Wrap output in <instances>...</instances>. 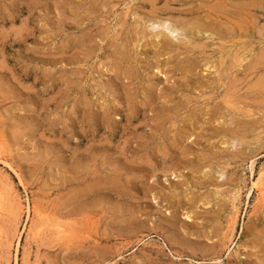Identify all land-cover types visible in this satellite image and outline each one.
I'll return each mask as SVG.
<instances>
[{
    "label": "rangeland",
    "instance_id": "obj_1",
    "mask_svg": "<svg viewBox=\"0 0 264 264\" xmlns=\"http://www.w3.org/2000/svg\"><path fill=\"white\" fill-rule=\"evenodd\" d=\"M146 2L0 0V264H264V0L166 55Z\"/></svg>",
    "mask_w": 264,
    "mask_h": 264
},
{
    "label": "bare ground",
    "instance_id": "obj_2",
    "mask_svg": "<svg viewBox=\"0 0 264 264\" xmlns=\"http://www.w3.org/2000/svg\"><path fill=\"white\" fill-rule=\"evenodd\" d=\"M162 0H147L146 4H144V6L150 8V11L148 12V19L150 21H152V23H156L157 25L156 26H153L152 29V33L150 34V38H151V47L153 48H157V50L154 51L155 54H162L164 53L165 55L166 54H169L173 51L176 52L179 51L180 53L181 50H179V47H182L185 46L186 49H189L190 48V51L193 53L195 52V50H197V53L199 51V53L202 51V48L203 46H200V45H196L193 44L191 45V47H187L188 44H191L190 42V39H187L185 36H182L181 39L177 42V44L174 43L173 41V34L178 31L179 29H181V31H183L182 34H185V33H189L191 34L192 36L194 35H199V34H202L204 36L206 35H213V36H216L218 38H222L224 36H230V35H244L248 32V29H250V27H254L253 23H254V18H253V13L257 10V3H258V0H200L201 2H204V3H200V4H196V5H190L192 4L195 0H165V3L162 7H157L158 3H160ZM213 1V2H212ZM260 1H263V0H260ZM164 2V1H163ZM190 2V3H189ZM197 2V1H196ZM209 2H212V4H209ZM172 3L174 4H178V5H181L180 7L181 8H176L174 9L173 6H170ZM261 5V4H260ZM264 8V4H263V7ZM231 9V10H230ZM260 9V8H259ZM261 10V9H260ZM173 11L177 12L178 14L180 15H184V16H188L189 18L188 19H185V20H181V21H175V23L171 26V28H167L165 27V19H168L170 20V18H164L162 17V15H168L167 13H172ZM258 12V11H257ZM176 13V14H177ZM144 16V15H143ZM183 16V17H184ZM147 17V16H146ZM144 16V18H146ZM225 18L228 20V22L230 23L228 26L226 27H229L226 31H223L225 29L222 30V22L223 21H220V18ZM228 17V18H226ZM147 19V18H146ZM191 20V21H190ZM149 21V22H150ZM168 22V21H167ZM160 25V26H159ZM259 27V25H258ZM225 28V27H224ZM257 28V27H256ZM178 29V30H177ZM155 30V31H154ZM260 31V28L258 29ZM251 32V30H250ZM262 32V31H261ZM142 38L145 37L144 35V32L142 31ZM181 33V32H180ZM252 33V32H251ZM137 34V33H136ZM254 34V33H252ZM259 34V33H258ZM201 35V36H202ZM260 35V34H259ZM202 36V37H203ZM228 36V37H229ZM247 36V35H246ZM231 37V36H230ZM243 37V36H242ZM192 38V37H191ZM211 38V37H210ZM217 38V39H218ZM234 39V37H232ZM245 38V37H244ZM175 39V37H174ZM232 39V40H233ZM237 39V38H236ZM138 38H137V43H138ZM198 40V39H196ZM214 40V39H213ZM255 40V39H254ZM234 41V40H233ZM231 42V41H230ZM124 43V42H123ZM125 44V43H124ZM128 44V43H127ZM235 44V43H234ZM233 44V46H234ZM253 44V43H252ZM213 45V44H212ZM218 45V44H217ZM239 45V44H238ZM127 46V45H126ZM189 46V45H188ZM219 46V45H218ZM232 46V45H231ZM231 46L229 49H231ZM123 49L124 48H127V47H124V45L122 46ZM206 47V46H204ZM250 47V46H249ZM248 47V48H249ZM227 48V47H226ZM227 48V49H228ZM138 49V48H137ZM201 49V51L199 50ZM219 49L221 50H218L219 52H224L222 50V45L219 46ZM224 49V48H223ZM122 50V49H121ZM127 50V49H126ZM185 50V49H184ZM182 50V51H184ZM225 50V49H224ZM241 50V49H240ZM239 50V51H240ZM120 51V50H119ZM130 51V50H129ZM189 51V50H188ZM214 51V50H213ZM226 51V50H225ZM191 52H188V53H191ZM215 52V51H214ZM231 52V51H229ZM234 53H228L226 55V58L225 59H229L230 60V64H228L229 68L232 69V68H235L239 65H241L240 63L243 61V52H237V51H233ZM118 53V56L122 59H126L127 57L129 56H126L128 54H125L124 52H116V55ZM141 53V52H140ZM179 53V54H180ZM185 53H187V51L185 50ZM178 54V52H177ZM195 54V53H194ZM193 54V55H194ZM223 54V53H222ZM225 54V53H224ZM163 55V54H162ZM191 55V54H190ZM216 55V54H215ZM221 55V54H220ZM218 54V56H220ZM198 54L195 55L194 58H197ZM212 56V55H211ZM209 56V57H211ZM223 56V55H222ZM262 56V54H261ZM126 57V58H125ZM192 57V56H191ZM202 57V56H201ZM260 57V56H259ZM110 58V57H109ZM223 58V57H222ZM128 59V58H127ZM126 59V61H128ZM131 59V58H130ZM220 59V58H219ZM191 60V59H190ZM193 60V59H192ZM169 61V59L167 58V62ZM199 61V60H198ZM117 62V61H116ZM119 62V61H118ZM131 62V61H130ZM193 62V61H192ZM192 62L190 61L189 63L192 64ZM215 62V61H214ZM226 62V61H225ZM197 63V61H196ZM199 63V62H198ZM223 63V62H222ZM227 63V62H226ZM225 63V64H226ZM255 63V62H254ZM257 63V62H256ZM255 63V64H256ZM205 65L207 64H210V66L212 67V69H215V71H218L217 67L215 64H213L212 62L210 63V60L209 62L208 61H205L204 62ZM253 64V65H255ZM161 65V64H160ZM193 65L194 66H197V64L195 65L194 63L192 65H189V68L187 69V73L189 72V69L190 71L193 70ZM201 65V64H200ZM251 65V66H253ZM188 67V64L185 65V67ZM227 66V65H226ZM257 66V65H255ZM223 67H225V65L223 64ZM134 68V67H133ZM158 66L156 67V70L158 72ZM196 68V67H195ZM194 68V70H195ZM249 68V67H248ZM247 68V69H248ZM252 68V67H251ZM208 68L206 67V70ZM221 69V68H220ZM219 69V70H220ZM227 69V67H226ZM193 70V71H194ZM229 71V70H227ZM219 72V71H218ZM217 72V73H218ZM191 73H193L191 71ZM216 73V72H215ZM220 73V72H219ZM222 73V72H221ZM173 74V73H172ZM219 75H224V70H223V74H219ZM194 79V78H193ZM205 81V80H204ZM203 79L201 78V83L203 85L204 83ZM199 82V81H198ZM258 82V81H257ZM228 83V82H227ZM256 83V82H255ZM254 83V84H255ZM262 83V82H261ZM198 84V83H197ZM206 84V83H205ZM230 83H228L229 85ZM253 84V85H254ZM155 85V84H154ZM172 85V84H171ZM256 85H258L256 83ZM260 85V83H259ZM237 86V84H236ZM200 87V86H198ZM202 87V86H201ZM200 87V88H201ZM256 87V86H255ZM258 87V86H257ZM155 88V87H154ZM263 88V87H262ZM257 89V88H256ZM261 89V88H260ZM124 91V90H123ZM192 92V91H191ZM233 92V91H232ZM148 91L146 93H144L145 95V98H147V96H150L151 94L148 93ZM258 93V92H257ZM250 94V93H249ZM248 95V94H247ZM162 99V98H161ZM142 101L144 99H141ZM225 101V100H224ZM227 101V100H226ZM225 101V102H226ZM255 102V101H254ZM137 103V102H136ZM143 103V102H142ZM228 103V102H227ZM129 105V103H128ZM260 105V104H259ZM136 106V105H135ZM164 106V105H163ZM162 106V107H163ZM161 107V108H162ZM178 108V107H177ZM135 110V109H134ZM163 110V109H162ZM156 111V110H155ZM176 111V110H175ZM143 112V111H142ZM159 112V111H158ZM134 116H137V115H133L132 113H130V115L127 116V121H131L132 119H134ZM157 116V115H156ZM167 116V115H166ZM125 117V116H124ZM233 117V116H232ZM156 118V117H155ZM149 119H153L152 117H149ZM158 119V118H157ZM143 120V119H142ZM148 120V119H147ZM141 122V120H140ZM150 122V121H149ZM156 122V121H155ZM164 122V121H163ZM144 124V122H143ZM146 124V123H145ZM150 125V124H149ZM156 127V126H155ZM134 128V127H133ZM153 129V128H152ZM135 130V129H134ZM152 137V135H151ZM257 138V137H256ZM255 139V138H254ZM253 139V140H254ZM251 140V141H253ZM258 140V139H257ZM248 141V140H247ZM250 141V142H251ZM249 142V141H248ZM256 142V141H254ZM242 143H244V141H242ZM253 143V142H252ZM246 145V144H245ZM231 220V218H230ZM252 222V221H251ZM253 226V225H252ZM38 232V231H37ZM35 234H37L35 232ZM253 246V245H252ZM216 256V255H214Z\"/></svg>",
    "mask_w": 264,
    "mask_h": 264
}]
</instances>
